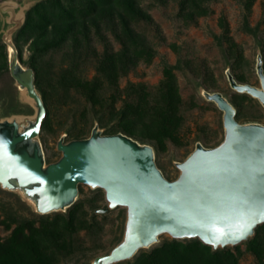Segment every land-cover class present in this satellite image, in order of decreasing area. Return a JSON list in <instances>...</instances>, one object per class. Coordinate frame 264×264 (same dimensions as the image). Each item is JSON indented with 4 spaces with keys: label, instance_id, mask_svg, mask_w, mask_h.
Returning a JSON list of instances; mask_svg holds the SVG:
<instances>
[{
    "label": "water",
    "instance_id": "95a60500",
    "mask_svg": "<svg viewBox=\"0 0 264 264\" xmlns=\"http://www.w3.org/2000/svg\"><path fill=\"white\" fill-rule=\"evenodd\" d=\"M31 1L36 3H0L6 24L0 35L8 71L32 110L0 117V190L18 194L40 215L66 211L77 200L79 186L102 190L107 207L97 212L124 208V230L119 243L91 264L128 261L158 244L163 235L198 239L213 250L234 247L252 237L264 224V125L239 123L236 110L219 92L199 88L200 95L222 112V142L204 147L197 141L183 161L174 162L178 170L174 180L166 179L157 167L150 145L121 133L103 135L97 124L84 139L64 142L61 137L56 144L59 159L47 161L40 140L46 109L34 85V72L20 63L12 40ZM6 4L13 8L2 10ZM256 75L259 87L238 84L226 71L230 88L256 99L264 109L260 53ZM24 121L28 125L22 129Z\"/></svg>",
    "mask_w": 264,
    "mask_h": 264
},
{
    "label": "rangeland",
    "instance_id": "374dc122",
    "mask_svg": "<svg viewBox=\"0 0 264 264\" xmlns=\"http://www.w3.org/2000/svg\"><path fill=\"white\" fill-rule=\"evenodd\" d=\"M34 3L27 2L25 7L28 9ZM140 6L149 16V20L140 23L135 29L144 35L153 51L151 60L145 62L139 59L126 73L118 70L115 86L109 87L107 82L102 81L104 88L101 93L108 101L99 110L86 100L82 91L71 89L64 97H61V92H56L49 104L52 131L42 134L46 159H59L60 153L56 150V144L63 136L64 142L72 139L65 134L72 125L76 126L73 132L80 130L81 138L89 137L93 108L98 110V114L106 113L111 105L112 95L116 96L114 109L119 110L125 101L130 102V98L135 100L134 94L128 96L132 89L138 90L142 87L150 104L154 105L163 100L162 95L169 89L167 81L170 80L172 88L177 89L180 100V143L174 145L167 142L166 150L159 153L157 162L165 176L174 180L178 176L174 162L183 161L194 149L197 141L205 147H215L224 138L222 112L201 97L200 87L196 84L200 83L210 92L223 93L228 98L233 96L235 92L230 88L226 77L228 66L225 56L230 43L234 44L233 55H242V67L233 72L241 73L246 78V84L260 86L256 63L260 53L257 42H264V0H210L204 4L208 14L188 24L178 15L179 5L175 0H167L165 3L142 0ZM11 8L13 7L10 4L2 6L4 11ZM2 19L5 21L4 17ZM262 46L264 59V45ZM121 48V43L110 31L102 30L100 36L91 34L88 44L85 45L87 57L81 61L77 75L87 81L99 77L101 73L98 72V66L103 56L107 53H118ZM64 53L62 50L44 58L47 63L44 65L45 72L48 79L52 80L51 83L57 81L62 65L67 61L62 56ZM29 56L25 44L23 60L27 61ZM262 62L264 67V60ZM166 69L171 70L172 80L166 74ZM250 98L240 104L239 122L256 121L264 125V109L256 99ZM16 102H22L23 105L27 103L8 72L0 77V117H7L20 109L22 111L23 108L16 105ZM103 117L106 119L107 113ZM80 189V198H96L94 206L85 205L84 208L90 228L79 229L72 235L75 242L73 253L71 256H60L58 264H91L96 257L108 254L122 238L125 209L116 208L100 214L97 211L107 207L104 193L101 195L92 192L86 186H80ZM27 208L32 210L18 194L0 190V221L12 216L32 219ZM15 226L16 224L11 223L10 228L5 229L0 225V238L4 240L8 237ZM35 226L38 227L39 222H35ZM162 239L171 238L163 235ZM245 248V244L240 245L242 255L239 264H255L253 256Z\"/></svg>",
    "mask_w": 264,
    "mask_h": 264
},
{
    "label": "trees",
    "instance_id": "16d2710c",
    "mask_svg": "<svg viewBox=\"0 0 264 264\" xmlns=\"http://www.w3.org/2000/svg\"><path fill=\"white\" fill-rule=\"evenodd\" d=\"M3 1L7 0H0V3ZM158 1L165 3L167 0ZM175 1L179 5L178 15L186 24L208 14L204 4L210 0ZM141 2L142 0H36L25 12L24 23L13 34L12 40L20 63L34 72V85L46 109L40 131L43 147L42 134L52 131L49 104L56 92H61V97H64L71 89L82 91L86 100L99 110L105 107L108 101L101 93L104 88L102 81L107 82L109 87L115 86L118 70L126 73L139 59L145 62L151 60L153 51L144 35L135 29L140 23L149 20V16L140 6ZM3 17L5 16L0 14V31L6 27ZM102 30L110 31L121 43L122 48L118 53L105 54L100 60L98 72L102 75L90 81L83 80L77 75V69L87 57L85 45L88 44L91 34L100 36ZM257 43L263 61L264 42ZM25 44L30 53L27 61L22 57ZM233 46L234 44L230 43L226 51L227 68L238 84H246V78L241 73L233 72L242 67V55H233ZM62 50L65 51L62 56L67 61L59 71L56 84L51 83L52 80L48 79L45 72L44 65L47 63L44 58ZM8 72V54L0 35V77ZM166 74L171 79V70L166 69ZM167 84L169 89L162 95L163 100L154 105L150 104L142 87L138 90L132 89L128 96L134 94L135 100L130 98V102L125 101L119 110L114 109L116 96L112 95L106 119L103 117L106 113L99 115L98 110L93 108L91 128L97 124L103 135L121 133L141 144L150 145L154 149L156 165L161 170L157 157L160 152L166 150L167 142L174 145L180 143L178 132L182 122L178 114L180 100L177 89L172 88L170 80ZM196 86L208 91L200 83ZM234 92L231 98L221 94L236 110L235 119L239 122L240 104L251 98L247 94ZM16 105L23 108L16 113L32 112L30 107L20 102H16ZM250 122L258 123H247ZM73 128L76 126L72 125L65 131L66 137L70 136V140L84 139L81 138L80 130L73 132ZM161 172L165 176L162 170ZM91 191L101 195L103 193L100 189ZM80 192L79 186L77 200L64 212L40 215L27 208L32 219L12 216L0 221V225L5 229H9L11 223L16 224L8 237L4 240L0 238V264H58L59 257L63 254L71 256L75 246L72 235L79 229L90 228L86 222L85 205L92 207L96 203V198H80ZM35 222H39L38 227ZM241 244H245V251L253 256L255 264H264V224L258 226L254 235ZM240 245L213 250L198 239L175 240L161 237L158 244L140 250L132 259L118 264H239L242 255Z\"/></svg>",
    "mask_w": 264,
    "mask_h": 264
},
{
    "label": "bare ground",
    "instance_id": "6f19581e",
    "mask_svg": "<svg viewBox=\"0 0 264 264\" xmlns=\"http://www.w3.org/2000/svg\"><path fill=\"white\" fill-rule=\"evenodd\" d=\"M27 125H28L27 122L24 121V122L22 123V125H21V126H22V129H25V127H27Z\"/></svg>",
    "mask_w": 264,
    "mask_h": 264
}]
</instances>
